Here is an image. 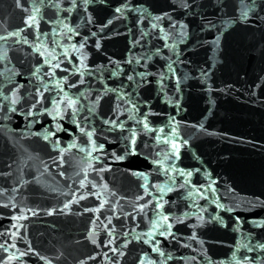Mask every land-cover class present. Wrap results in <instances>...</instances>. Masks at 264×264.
<instances>
[{
  "label": "water",
  "instance_id": "1",
  "mask_svg": "<svg viewBox=\"0 0 264 264\" xmlns=\"http://www.w3.org/2000/svg\"><path fill=\"white\" fill-rule=\"evenodd\" d=\"M0 264H264V0H0Z\"/></svg>",
  "mask_w": 264,
  "mask_h": 264
}]
</instances>
